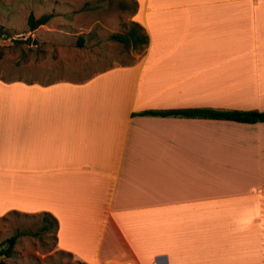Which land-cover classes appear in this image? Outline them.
<instances>
[{"label": "crops", "instance_id": "crops-1", "mask_svg": "<svg viewBox=\"0 0 264 264\" xmlns=\"http://www.w3.org/2000/svg\"><path fill=\"white\" fill-rule=\"evenodd\" d=\"M135 1L133 61L0 77V215L52 214L86 264H264V121L141 114L264 111V0Z\"/></svg>", "mask_w": 264, "mask_h": 264}, {"label": "rangeland", "instance_id": "rangeland-1", "mask_svg": "<svg viewBox=\"0 0 264 264\" xmlns=\"http://www.w3.org/2000/svg\"><path fill=\"white\" fill-rule=\"evenodd\" d=\"M119 1L0 0V24L10 35H0V77L42 83L82 81L117 63L133 61L136 48L110 37L131 25L132 8L120 7ZM127 1L131 4L132 0ZM51 12L55 15L48 24L29 31L31 13L40 16ZM43 226L41 215H0V244L19 230L40 232L38 236L22 235L14 256L0 259L9 264H86L61 251L55 229Z\"/></svg>", "mask_w": 264, "mask_h": 264}, {"label": "trees", "instance_id": "trees-1", "mask_svg": "<svg viewBox=\"0 0 264 264\" xmlns=\"http://www.w3.org/2000/svg\"><path fill=\"white\" fill-rule=\"evenodd\" d=\"M121 3L127 8H132V11H136L138 3L135 0L128 1L121 0ZM131 5V6H130ZM55 14L44 13L40 16H35L31 13L28 17V29L34 31L42 25H46L53 18ZM10 36L8 32H5L3 26L0 24V35ZM112 38L116 41L123 43L126 47L140 48L143 45L148 44L149 36L146 33L144 27L138 22L132 21L128 29L123 32L113 33ZM21 41V40H17ZM28 42H32L31 38L27 39ZM82 40L79 45H82ZM4 79V78H3ZM6 80V79H5ZM142 115H161V116H179V117H192V118H214V119H226L234 120L238 122H262L264 121V111L258 110H242V109H214V108H177V109H166V110H146L141 112ZM16 212V211H15ZM35 215H41L43 217L45 230L55 229L57 234L59 223L58 219L48 212L37 213ZM34 236L40 235L39 230L34 232H26ZM23 231H18L16 234L8 237L0 244V257H12L15 254V247L18 243V239L26 234ZM0 264H9L3 259H0Z\"/></svg>", "mask_w": 264, "mask_h": 264}, {"label": "water", "instance_id": "water-1", "mask_svg": "<svg viewBox=\"0 0 264 264\" xmlns=\"http://www.w3.org/2000/svg\"><path fill=\"white\" fill-rule=\"evenodd\" d=\"M36 43V42H35Z\"/></svg>", "mask_w": 264, "mask_h": 264}]
</instances>
